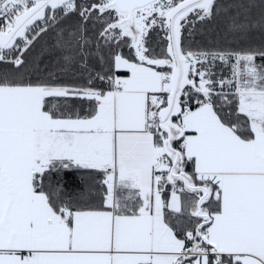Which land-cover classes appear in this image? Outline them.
Listing matches in <instances>:
<instances>
[{
  "label": "snow or ice",
  "instance_id": "obj_1",
  "mask_svg": "<svg viewBox=\"0 0 264 264\" xmlns=\"http://www.w3.org/2000/svg\"><path fill=\"white\" fill-rule=\"evenodd\" d=\"M0 264H264V0H0Z\"/></svg>",
  "mask_w": 264,
  "mask_h": 264
}]
</instances>
